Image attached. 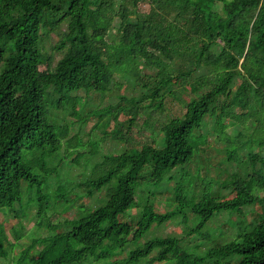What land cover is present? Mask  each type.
<instances>
[{"label":"trees","instance_id":"1","mask_svg":"<svg viewBox=\"0 0 264 264\" xmlns=\"http://www.w3.org/2000/svg\"><path fill=\"white\" fill-rule=\"evenodd\" d=\"M144 2L146 12L139 9ZM51 33L58 40L47 52ZM55 53L61 57L54 63ZM124 84L138 85L141 94L119 95L109 114L111 105L85 111L88 95L105 96ZM165 96L180 101L182 116L162 124L151 144L93 164L82 194L99 193L103 201L80 207L79 217L63 222L65 232L31 239L15 263L109 260L153 226L179 221L188 240L197 236L212 246L199 255L181 237H154L111 264H264V0H0V213L20 212L14 208L24 187L38 205V227L55 230L45 217L52 203L66 212L80 196L70 197L59 161L69 157L85 166L99 152L97 141L69 136L71 125L96 117L95 127L106 135L112 115L111 136L127 141L120 126L130 131L142 110L161 111ZM120 114L128 116L125 122ZM208 118L226 144L227 161L242 167L216 181L218 191L198 166L197 174L187 170L207 145L200 130ZM230 125L239 127L234 135L225 132ZM87 145L88 152L79 151ZM240 148L247 150L244 160ZM50 176L59 183L54 192L46 188ZM162 190L173 192L170 210L156 206ZM131 210L136 217L128 216ZM219 215L237 229L232 240L219 242L224 233L205 228ZM189 218L197 220L194 226ZM19 229H12L17 241ZM12 249L2 222L0 258Z\"/></svg>","mask_w":264,"mask_h":264},{"label":"rangeland","instance_id":"2","mask_svg":"<svg viewBox=\"0 0 264 264\" xmlns=\"http://www.w3.org/2000/svg\"><path fill=\"white\" fill-rule=\"evenodd\" d=\"M140 11L146 12L148 10V5L146 2L141 3L139 6ZM58 37L51 33L48 40L44 42V47L47 52L51 51V46L57 42ZM61 57V54H54V63ZM146 73H151L152 70L146 69ZM117 82L121 83L122 79L116 75ZM237 86V82L235 87ZM234 87V89H235ZM140 90L139 86L131 87L127 84L122 85V87H115L112 89V92L105 95H97L95 93H91L87 97L86 108L85 111L91 110H100L108 106H112V108L107 112V114L114 112L115 107L114 104L119 102V95H124L126 97L139 96ZM78 95L84 96L83 93H79ZM189 94L183 93L180 97L181 99L187 100ZM148 103L145 101L143 104ZM84 111V112H85ZM184 107L180 103L179 100L173 99L171 96L164 97L163 109L161 111L152 110V109H144L142 110L136 118L134 125L131 127L130 131H127L125 124L120 126L121 132L124 134V137L127 138V141H118L111 136V130L115 127V123L112 120V115H109V126L105 129L107 132L106 135L102 134L101 129L96 128L97 118L94 117L79 127L71 125L69 136H73L76 133H79L82 138V142L87 143L88 141H97L99 146V152L97 155L90 158L89 161H93V163L89 162L85 166L83 165V161L80 165L71 162L69 157H65L64 160L59 161V171L60 175L65 179V184L67 185V189L70 193V197H73L75 193L80 194L79 198H77L73 204L67 209L66 212H62L61 208L55 203H52L51 209L46 212L45 217L49 219L52 225H57L55 230L49 231L45 227H38V222L41 220L38 215V205L37 203H30L28 200L29 197H26L25 188L23 187V195L22 201L20 204H17L14 208V211L20 210V212L8 211L0 213V223H4L6 234L10 243H13V249L8 254L6 259L0 258V264H17L15 263V259L17 258V253H19L23 246L30 243L33 238H44L48 235L56 234L59 232H65L67 227L63 225V222L66 219H75L79 217L81 213L82 206L95 208L103 201V196L99 193H94L93 197L85 196L84 194V186L83 179L89 175L90 169L93 164L100 162L104 156L108 154L117 155L123 152L130 147H134L136 145L142 144H151L152 140L159 138L158 129L162 124L168 122L170 119L175 117H180L184 113ZM106 114V118L108 115ZM128 118L127 115L120 114L117 119L120 122H125ZM70 120H74L69 117ZM145 121L148 124H145ZM226 123V122H225ZM239 127L236 125H230L225 129V132L234 135L236 130ZM208 135L207 137V145L204 146L203 151L198 155H195L187 167V170L190 174H197V166L199 167L198 174L201 178L213 179V191L220 190L219 182L216 181H224L228 178V176L234 172L241 173L242 167H238L235 162L227 161L225 155V143L216 139V135L213 132V122L211 118L205 120L203 124V128L200 130ZM65 149L59 153L60 157L65 156ZM90 147L87 145L83 149H80V152H88ZM247 150L240 148L238 150V156L240 159H246ZM59 157V158H60ZM85 159H88L85 157ZM82 159V160H85ZM182 175L181 170L173 172L174 181H177ZM59 183L56 181L54 176H50L47 180V189L49 192H54ZM201 187V184H199ZM159 192V191H158ZM227 190H223L221 194H226ZM173 196V192L170 190H162L158 193L156 197V206L162 210H170L172 208V203L169 202ZM128 216L136 217L137 211L131 210L128 212ZM181 219V218H180ZM190 219V218H189ZM226 216L219 215L215 217L212 221H209L205 228H209L208 232L213 235H218V233L223 236L219 237V242H225L228 240H232L236 234V228L231 225L226 224ZM197 220L190 219L187 223L188 226H192ZM179 221H176L173 224L161 225L157 227H152L146 234L143 235L138 241L128 242L122 250H117L112 254V258L109 260H99L96 261L92 257H89L82 264H111L114 260L125 259L127 254L130 251L134 250L138 246L142 245L147 240H150L154 237H167V236H178L183 238V245H193L188 248L189 251L196 254H203L209 246H212L211 243H207V241H201V239H197V236H192L190 240L185 237L182 233L181 228L183 226H179ZM195 225V224H194ZM193 225V226H194ZM20 228V234L22 238L20 240H15L14 235L12 234V229ZM221 232H218L220 231ZM40 247V244L36 245ZM187 247V246H186ZM36 251V250H35ZM155 256V253H152L150 257ZM148 259V258H147ZM140 264L144 263V261L139 262ZM207 264V263H204Z\"/></svg>","mask_w":264,"mask_h":264}]
</instances>
